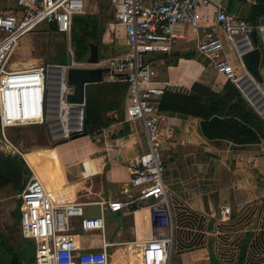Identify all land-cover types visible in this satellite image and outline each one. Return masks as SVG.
Returning <instances> with one entry per match:
<instances>
[{
    "label": "crops",
    "instance_id": "0c3cea01",
    "mask_svg": "<svg viewBox=\"0 0 264 264\" xmlns=\"http://www.w3.org/2000/svg\"><path fill=\"white\" fill-rule=\"evenodd\" d=\"M97 2L100 1L88 2L79 14L89 13L96 18L98 25L102 27L100 37H103L106 44L109 43L113 55L119 54L124 49L122 27L113 21L108 4L106 18L111 20L105 24L99 22L100 12L90 10L92 3ZM11 3V0H0V8L11 7ZM261 5L263 4H257L256 0H208V4L199 11L198 28L195 32L187 31L182 24H175L173 32L176 37L170 51L147 56L155 69L152 85L163 84V94L177 97L193 96V83L222 94L230 81L215 72L211 61L195 50V44L212 27L222 44L221 55L236 68V59L228 43L221 30L214 25V13L221 9L228 16L240 17L260 26L259 20L264 17ZM54 31L57 32L55 29ZM100 37L95 44L96 59H100L97 51ZM68 38L69 33L66 41ZM256 39L259 40L255 45L259 49L258 88L250 79H246V82L260 106L253 105L230 83L264 121V37L259 32ZM69 53L70 61L87 62L75 61L70 51ZM236 72L240 73L238 69ZM115 83L121 82L101 77L99 82L85 84L82 106L86 90L90 91L91 100L97 106L101 95L109 94L110 88L104 86L100 90L96 85ZM170 103L166 101L165 108L158 109V131L164 163L162 182L171 224L166 264H264V138L256 143L241 144L224 139H207L200 133L198 117L178 111L177 105ZM111 111L119 115L117 110L105 112V117L109 120L107 125L112 121ZM115 128L118 136L105 144L87 135L71 137L65 141L50 140L51 144L45 147L49 148L47 155L56 172V183L50 185L43 169L30 155L40 169L41 181L46 182H42L43 186L53 199L62 201L76 190L77 200L82 203L83 215L97 216L100 212L98 207L89 205L88 202L122 199L135 192L127 184L129 171L126 160L146 150L145 137L139 122L135 120L118 123ZM0 154L10 159L19 172L17 178L0 187V204H4L0 208V235L14 250L19 264H33V244L31 240L20 237L18 232L17 193L24 182L26 170L20 165L18 157L5 151L1 145ZM60 168L65 176L60 173ZM93 180L98 181L95 187H92ZM88 206L96 208L93 214L87 210ZM221 206L228 207V218H218L217 211ZM101 216L102 232L84 234L77 227V219L73 218L70 220V233L76 235L75 238L82 247L99 248L101 243H117L107 248L112 264H138L135 262L138 257L128 248H123L121 243L147 237L149 223L146 211L122 209L110 212L103 208ZM24 240L31 243L25 254L21 252ZM28 258L32 260L27 262ZM111 263L109 260V264Z\"/></svg>",
    "mask_w": 264,
    "mask_h": 264
},
{
    "label": "built area",
    "instance_id": "2783aa9c",
    "mask_svg": "<svg viewBox=\"0 0 264 264\" xmlns=\"http://www.w3.org/2000/svg\"><path fill=\"white\" fill-rule=\"evenodd\" d=\"M104 1L111 9L112 19L123 31L124 49L121 53L94 63L50 62L11 67L9 62L19 40L41 24L51 25L68 36L73 14L82 13L88 2ZM11 7L0 8V140L5 151L21 158V152L5 135L9 127L42 125L49 140L82 133V104L66 102L71 86L66 84L69 67H97L102 78L125 84L124 105L120 117L111 111L112 121L105 127H91L86 134L95 141L106 143L118 136L115 125L138 121L145 137L146 150L126 160L129 171L127 184L135 192L122 199L88 202L99 209L97 216H85L76 190L62 201L55 200L40 180L26 167L25 181L18 190V232L33 244V264H109L107 248L117 243H101L99 248L78 244L70 233V220L84 233L102 232L101 210L122 209L146 211L149 231L140 240L122 242L138 258V264H166L171 224L162 182L164 169L161 138L158 131L160 115L157 104L162 85H152L155 69L150 54L168 53L176 34L175 24L195 32L199 11L208 0H11ZM218 27L236 59V68L221 55L222 44L211 27L195 44V50L208 58L216 73L232 82L253 105L254 100L246 79L240 55L251 49L249 34L258 30L264 37V24L255 26L243 18L226 15L221 9L214 13ZM236 69L240 73L236 72ZM251 80V79H250ZM66 106V107H65ZM73 106L77 108H73ZM74 109V110H73ZM66 112L63 121L61 115ZM63 124L68 132L61 133ZM3 148V146H2ZM219 219L228 218L229 209L221 206Z\"/></svg>",
    "mask_w": 264,
    "mask_h": 264
},
{
    "label": "trees",
    "instance_id": "16d2710c",
    "mask_svg": "<svg viewBox=\"0 0 264 264\" xmlns=\"http://www.w3.org/2000/svg\"><path fill=\"white\" fill-rule=\"evenodd\" d=\"M256 1L257 4H263L261 6L264 11V0ZM88 26L94 33L92 42L94 44L98 43L102 27L98 25L94 17L88 19ZM48 28L54 31L51 25ZM85 29H87V25L82 23L77 26V33L83 36ZM85 41H81L80 53L76 55V59L75 57L73 58L75 61H82L80 57L87 51ZM104 86L110 88V93L105 96L101 95L97 106L91 100L92 94L90 91H85L82 113V133H72L69 138L86 135L91 127L107 125L109 120L105 117V112L109 110H117L120 115L125 84L96 85L97 89L100 90ZM191 90L194 95L190 97H177L168 93H161L162 95L160 96L157 108L161 110L165 108L167 101L171 102L170 105H177L178 111L198 117L200 133L207 139H224L232 143L241 144L248 142L256 143L261 138H264V121L230 82H228L222 94L215 93L196 83L191 85ZM18 161L26 170L23 161L19 157ZM18 174L16 165L10 159L0 154V187L13 181L17 178ZM30 247V241L24 240L21 252L23 254L27 253ZM4 257L6 258L5 260ZM30 260L32 258H28L27 262H30ZM0 264H19L14 250L6 244L5 239L1 235Z\"/></svg>",
    "mask_w": 264,
    "mask_h": 264
},
{
    "label": "rangeland",
    "instance_id": "374dc122",
    "mask_svg": "<svg viewBox=\"0 0 264 264\" xmlns=\"http://www.w3.org/2000/svg\"><path fill=\"white\" fill-rule=\"evenodd\" d=\"M91 9L94 12H100V14H98L99 22L105 24L106 22L111 20L106 18L107 13L109 12L106 2L100 1L97 3H92L90 10ZM88 19H92V15L89 13L73 14L71 16L68 41H66V37L63 33L55 32L46 27L44 24L39 25L24 37L28 50H13V53L11 54L9 59V62L11 61V67L16 61L19 60H29L31 63H37L40 61L62 63L66 61V53H69V51L71 52L72 57H75L76 59V55L80 53V43L84 40H86L85 42L87 44V51L80 57V60H90L92 50L96 49V45L92 42V39H94V33L88 26ZM82 23H85L87 25V29H85L83 36L77 33V26ZM102 38L103 37L101 36L100 45L97 47V51L98 53H100V59L113 55L110 50L109 43L106 44L105 40H102ZM17 46H19V43ZM5 135L11 142V144H13L16 149L24 154V157L27 159L33 169H35L40 174V169L38 168L36 162L30 157L29 152L32 149L45 148L46 150H48L47 154H49V148H46L45 146H49L51 144V141L49 140L44 127L42 125L9 127L6 129ZM70 135L71 133H69L67 137L59 138L56 141L68 140ZM0 145L3 146L4 150H6L1 140ZM86 161H89V159H87ZM59 171L61 174H64V171H61V168L59 169ZM25 178L26 177H24V181ZM96 184H98V181L93 180L92 187H95ZM5 195L7 196L8 194L6 193ZM1 205L3 206L4 204H0V208H3L4 206L2 207ZM86 208L92 214L94 213L93 211L96 210L94 206H88Z\"/></svg>",
    "mask_w": 264,
    "mask_h": 264
},
{
    "label": "water",
    "instance_id": "95a60500",
    "mask_svg": "<svg viewBox=\"0 0 264 264\" xmlns=\"http://www.w3.org/2000/svg\"><path fill=\"white\" fill-rule=\"evenodd\" d=\"M259 22L261 25L264 24V17H262ZM259 35V31L256 30L249 34V39L251 43V49L245 51L240 55L241 62L245 68L246 73L252 82L257 86L260 81V77L257 71V64L259 59V49L255 46L256 39ZM256 39V40H255ZM96 50H92L91 59L88 63L96 62ZM70 63V53L66 55L65 64ZM66 84L71 86V93L67 94L65 97L66 102L71 104H83V88L85 84L99 82L101 79L100 69L97 67H69L66 69ZM258 88V86H257ZM83 113V108L81 109ZM81 113V117H82Z\"/></svg>",
    "mask_w": 264,
    "mask_h": 264
},
{
    "label": "bare ground",
    "instance_id": "6f19581e",
    "mask_svg": "<svg viewBox=\"0 0 264 264\" xmlns=\"http://www.w3.org/2000/svg\"><path fill=\"white\" fill-rule=\"evenodd\" d=\"M21 43V44H20ZM15 50H21V51H26L27 49V44L25 41V38H22L19 40V46H16L14 48ZM15 53V52H14ZM11 63V61H10ZM28 64H31V62L29 60H24V61H16L12 67H16V66H26ZM252 81V80H251ZM253 83V82H252ZM264 97V96H263ZM66 107V106H65ZM73 108H77L75 106H73ZM73 109V110H74ZM66 112L67 110H65V113L63 115H61V119L64 121L66 118ZM68 132L67 127L63 124L62 128H61V133L65 134ZM30 155L31 157L40 165V167L43 169V174L46 176V181L48 182V185L53 184L56 181V176H55V171L53 169L52 166V160L50 159V157L47 155V150L44 149H32L30 151ZM21 158L23 159V161L25 162V164L28 166V168L32 171V173H34V175H36V177L40 180V182L42 183L43 181H41L40 179V174L33 169V167L29 164V162L25 159L24 154L21 153ZM44 183L46 184V182L44 181ZM56 183V182H55ZM43 185V184H42ZM44 187V186H43ZM45 189V187H44ZM46 190V189H45ZM115 257V256H114ZM108 258L110 260L111 263V254H108ZM116 258V257H115ZM118 258V257H117ZM112 260H114L112 258ZM116 260V259H115ZM120 260V259H119ZM112 264V263H111Z\"/></svg>",
    "mask_w": 264,
    "mask_h": 264
}]
</instances>
